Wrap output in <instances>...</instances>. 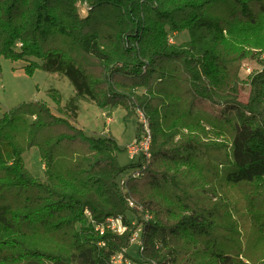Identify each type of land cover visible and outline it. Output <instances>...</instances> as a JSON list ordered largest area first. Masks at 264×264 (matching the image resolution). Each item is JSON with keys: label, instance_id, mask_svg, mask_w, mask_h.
Returning a JSON list of instances; mask_svg holds the SVG:
<instances>
[{"label": "trees", "instance_id": "1", "mask_svg": "<svg viewBox=\"0 0 264 264\" xmlns=\"http://www.w3.org/2000/svg\"><path fill=\"white\" fill-rule=\"evenodd\" d=\"M185 31L188 42H171ZM2 59L68 78L75 96L63 106L52 90L55 109L32 101L0 118V264H111L120 253L129 264H247L217 238L216 208L195 198L209 187L212 157L227 185L264 187V0H0ZM253 59L262 68L241 79ZM80 100L144 113L152 144L149 160L137 158L141 177L122 183L115 140L77 124ZM33 147L45 180L25 166ZM211 147L228 148L227 159ZM113 217L130 230L100 235Z\"/></svg>", "mask_w": 264, "mask_h": 264}, {"label": "rangeland", "instance_id": "2", "mask_svg": "<svg viewBox=\"0 0 264 264\" xmlns=\"http://www.w3.org/2000/svg\"><path fill=\"white\" fill-rule=\"evenodd\" d=\"M80 14L84 17L87 11L81 8ZM173 36L171 42L177 45H183L190 39L186 31ZM26 65V61L1 60L0 118L11 110L32 101L45 102L55 109V103L50 97L52 90L61 93L63 106L75 96L74 87L68 78L43 70H36L33 75H29L22 69ZM91 67L95 73L99 72L95 65L92 64ZM261 68V63L257 59L245 60L242 62L239 76L241 79H246L250 70ZM249 92V86L242 85L239 92L241 103L248 102ZM78 106L77 124L88 136L115 140L119 149V162L122 167H127L122 178H127L135 169L138 159L131 160L126 149L138 140L139 134L141 137L145 134L139 114L144 115V113L141 110L137 113L132 111L129 113L123 106L101 108L89 100H80ZM210 137L220 142L213 134H210ZM228 151V148L220 150L211 147L208 154L217 155L221 160L227 159ZM212 158L215 162V158ZM23 159L27 170L34 178L45 180L44 163L38 147L26 151ZM214 162L208 163L209 167L213 168L210 174L214 172L209 187L206 188V193H198L195 200L197 199V202L206 207L216 208L219 214L218 224L220 223L221 226L217 229V238L225 239L224 242L231 247L232 253L247 264H264V231L258 226V222L264 220V187L260 191H255L245 185H227L223 178L224 168L215 165ZM200 169H208L207 164L200 163ZM254 212L261 214L254 218ZM229 223L233 226V234L225 230L229 228ZM140 252L141 248L137 244H132L127 250L132 260L139 259ZM127 260L131 262L130 259Z\"/></svg>", "mask_w": 264, "mask_h": 264}, {"label": "built area", "instance_id": "3", "mask_svg": "<svg viewBox=\"0 0 264 264\" xmlns=\"http://www.w3.org/2000/svg\"><path fill=\"white\" fill-rule=\"evenodd\" d=\"M172 40V39H171ZM253 71H249L248 75L251 74ZM140 117L142 119V124L144 126L145 134L141 137L139 141H136L135 143L129 145L126 149L129 157L131 160H136L138 157H144L145 159L149 160L151 157L150 149L152 144V133L149 127L148 122L146 121V118L143 114L139 113ZM146 169V166H142L140 168H137V170H134L132 173L133 178H139L143 175V170ZM124 178V181L122 182L125 184V180L129 179ZM129 206L131 208H135L136 204L134 201L129 199ZM152 217L150 215H146V219L150 220ZM133 225H135V222H133ZM130 230L129 226H127L124 223V220L122 217H113L106 221V223L101 224L96 228V231L100 233V235H104L106 231H111L114 234H117L119 236L125 235ZM142 230L143 226H138L131 235L130 243L137 244L140 246L141 250L143 247V241H142ZM102 245H105L104 243ZM130 262L125 258V255L120 253L113 257L111 264H129Z\"/></svg>", "mask_w": 264, "mask_h": 264}]
</instances>
